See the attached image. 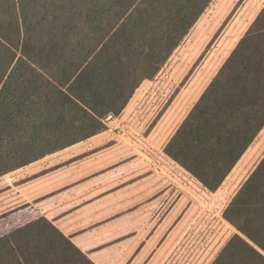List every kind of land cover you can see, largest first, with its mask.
<instances>
[{
    "label": "trees",
    "instance_id": "obj_1",
    "mask_svg": "<svg viewBox=\"0 0 264 264\" xmlns=\"http://www.w3.org/2000/svg\"><path fill=\"white\" fill-rule=\"evenodd\" d=\"M212 1L0 0V177L101 133ZM263 128L264 5L164 153L213 193ZM222 216L236 234L210 264H264V157ZM0 220V264H95L38 210Z\"/></svg>",
    "mask_w": 264,
    "mask_h": 264
},
{
    "label": "rangeland",
    "instance_id": "obj_2",
    "mask_svg": "<svg viewBox=\"0 0 264 264\" xmlns=\"http://www.w3.org/2000/svg\"><path fill=\"white\" fill-rule=\"evenodd\" d=\"M263 5L264 0H213L157 76L143 81L117 116L104 120L101 133L0 177V216L10 210H36L35 201L22 202L26 190L72 174L88 175L94 187L108 178L140 180L149 188L135 205L155 207L154 222L167 217L173 226L172 246L160 250L159 262L149 264H210L236 234L223 211L264 157V128L213 193L166 156L164 147L208 86L205 78L191 94L196 76L203 71L210 76L220 66Z\"/></svg>",
    "mask_w": 264,
    "mask_h": 264
},
{
    "label": "crops",
    "instance_id": "obj_3",
    "mask_svg": "<svg viewBox=\"0 0 264 264\" xmlns=\"http://www.w3.org/2000/svg\"><path fill=\"white\" fill-rule=\"evenodd\" d=\"M226 58L210 76L204 74L205 71L196 76L191 94L197 91L205 78L210 83ZM122 179L116 182L109 178L99 179L102 184L94 187L88 175L72 174L53 185L37 184L28 188L22 202L35 201V209L95 264L159 262L163 256L160 250L172 246L173 226L167 222V217L159 223L154 222L155 207L135 205L139 204L141 194L145 195L149 185L140 180L131 183ZM57 189L64 190L57 194Z\"/></svg>",
    "mask_w": 264,
    "mask_h": 264
}]
</instances>
